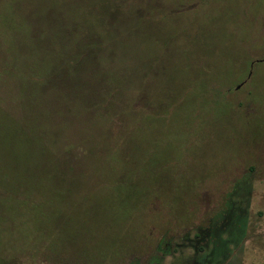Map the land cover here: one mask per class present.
<instances>
[{
	"label": "rangeland",
	"instance_id": "1",
	"mask_svg": "<svg viewBox=\"0 0 264 264\" xmlns=\"http://www.w3.org/2000/svg\"><path fill=\"white\" fill-rule=\"evenodd\" d=\"M207 6L214 11H209L198 26L202 32H198L196 24L189 25L190 30L184 28L187 22L176 25L177 44L185 43L190 35L195 39L194 47L184 51V57L190 60L187 63H191L185 70L188 74L198 60L222 54L235 59L244 54L243 42L264 37V0H217ZM55 7L64 10L66 0H0V173L8 169L25 175L14 179L13 185L19 184L24 189L23 196L37 202L36 207L29 203L23 210L12 204L7 217L0 213V256L8 253L16 257L19 251H32L38 243L43 253L40 258L28 263L7 261L264 264V163H259L264 160V59L259 60L264 57V40L253 43L241 66L244 69L246 61L252 59L251 102L257 113L245 116V121L234 118L233 124H228L230 117L224 110L220 114L204 110L199 115L207 121L199 129L200 134L191 135L193 146L187 152L190 165L184 164V169L201 170L206 163L211 164L210 168L190 179L178 176L175 165L169 163L175 154L173 140L161 139L159 143L164 144L150 146L148 160L118 189L108 191L105 187L108 192L102 188L101 193L88 194L78 201V192L57 198L49 195L51 182L43 172L56 165L64 167L66 152L72 157L75 181L81 188L93 185L98 170L99 175L111 171L100 166L99 149L88 146L91 141L88 145L80 143L98 128L97 118L89 121L93 110L84 108L97 100L93 94L96 82L85 76L92 68L82 65L66 73L64 66L58 70L55 62V56L63 52L44 56L35 50V24L47 22L52 28L55 22L44 21L42 14ZM34 69L46 72L49 78L36 81L31 76ZM20 70L23 74L29 70V74L23 76ZM84 83L89 86L84 87ZM211 128L217 133L209 134ZM168 130L167 136L174 138V129ZM133 156L138 165L140 155ZM248 168L254 169L252 180L243 178ZM40 171L41 176L36 173ZM219 172L225 180L216 178ZM204 179V186L194 192L196 184ZM227 192L232 193L237 204L232 211L220 215ZM175 195H182L181 199L166 209L161 202ZM3 203L0 196V207ZM242 223L243 234L231 232ZM207 228L208 244L207 239L194 243L201 249L182 242L183 236L194 239L195 232ZM220 232L222 244L216 242Z\"/></svg>",
	"mask_w": 264,
	"mask_h": 264
},
{
	"label": "trees",
	"instance_id": "2",
	"mask_svg": "<svg viewBox=\"0 0 264 264\" xmlns=\"http://www.w3.org/2000/svg\"><path fill=\"white\" fill-rule=\"evenodd\" d=\"M215 1L217 0H66L64 10L55 7L53 11L42 14L44 21L52 19L55 24L52 28L48 27L47 22L35 24V50L44 53V56L47 53L63 52L62 55L55 56V62L58 70L60 66H64L66 73L82 65L92 68V72L85 76L87 80L91 77L96 82L93 94L97 100L85 104L84 108L93 110L94 116L89 121L97 118L98 128L95 134H86L80 143L88 145L87 142L91 141L88 146L99 149L97 156L100 158V166L111 171L109 174L99 175L97 169L99 176L97 175L93 185L81 188L75 181L77 174L74 172L72 157L66 152L64 167L56 165L43 172H46L45 175L51 182L49 195L58 198L63 194L78 192V201L88 194L97 191L101 193L102 188L104 192L118 189L121 183L128 180V176L148 160L151 151L147 150L150 146L164 144L159 143L161 139L173 140L175 154L169 163L175 165L178 176L190 179L201 173L202 169L211 167L210 163H206L201 170L184 169V164H188L187 167L190 165L187 152L193 146L191 135L200 134L199 129L207 121L199 115L204 110L213 114H220L224 110L230 117L228 124H233L234 118L245 121V116L257 113L251 102L254 97V89L250 83L253 73L248 77L252 59L246 61L244 69L241 66L249 56L248 50L253 43L264 40V37L257 36L251 42H243L241 48L244 56L235 59L222 54L198 60L193 63L194 70L188 74L185 70L191 63H187L184 51L194 47L195 39L194 35H190L185 43L177 44V22H187L188 27L184 26L186 30H190L189 25L196 24L198 32H202L203 28L198 26L209 16V11H214L207 4ZM179 49H182L181 54ZM28 71L23 74L20 70V73L26 76ZM31 76L38 82L49 78L46 72L41 73L35 69ZM238 84L241 85L236 89ZM88 86L84 83V87ZM171 120L173 124L170 126ZM171 127L176 132L174 138L167 136ZM214 130L211 128L209 134L217 133ZM85 151L90 152L92 149L85 148ZM133 153L140 155L138 165L134 164L136 161ZM259 163H264V160ZM253 170L248 168V172L242 177L252 180ZM36 173L42 175L41 171ZM220 174L221 172L216 178L225 180L223 173ZM16 178L20 180L25 175L15 174V170L10 173L8 169L0 173V196L4 202L0 207L2 217L7 215L12 204L21 210L29 203L37 206L33 199L23 196V187L13 185L12 181ZM205 180L196 184L194 192L204 186ZM105 187L110 190L105 191ZM228 192L225 194L224 208L218 213L220 215L225 211H232L237 204L235 197ZM181 196L175 195L161 203L169 209ZM21 218L26 222L24 215ZM238 230H241L240 234ZM232 231H237L234 232L237 235L243 234L244 223L236 225ZM224 232L222 229V234ZM182 238L187 240L188 237ZM219 241L222 244L221 232L216 239V242ZM199 248L201 249L196 247L197 250ZM168 250L170 254L172 251L170 248ZM42 254L37 243L32 251H19L16 257V254L1 255L0 264L3 260L8 264L10 261L7 259L28 263L30 259L40 258ZM17 261L9 264H19Z\"/></svg>",
	"mask_w": 264,
	"mask_h": 264
},
{
	"label": "flooded vegetation",
	"instance_id": "3",
	"mask_svg": "<svg viewBox=\"0 0 264 264\" xmlns=\"http://www.w3.org/2000/svg\"><path fill=\"white\" fill-rule=\"evenodd\" d=\"M264 58H260L259 60H263ZM208 227V226H207ZM209 229L207 228L206 230H201V231H197L194 233V239L193 238H190L188 237L187 240H183L182 242L192 248H196L197 246H195L194 243H197V242H201V241H204L206 240V244H208V237H209ZM182 243V244H183ZM169 244V243H168ZM167 244V245H168ZM200 247V246H199Z\"/></svg>",
	"mask_w": 264,
	"mask_h": 264
},
{
	"label": "water",
	"instance_id": "4",
	"mask_svg": "<svg viewBox=\"0 0 264 264\" xmlns=\"http://www.w3.org/2000/svg\"><path fill=\"white\" fill-rule=\"evenodd\" d=\"M252 66V62H251V65ZM251 75V70H249V73H248V77ZM241 84H238L235 88L238 89L240 87Z\"/></svg>",
	"mask_w": 264,
	"mask_h": 264
}]
</instances>
